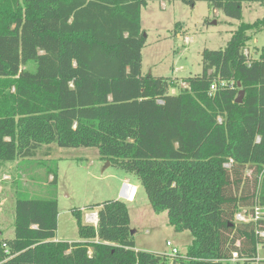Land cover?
<instances>
[{
    "label": "trees",
    "instance_id": "trees-1",
    "mask_svg": "<svg viewBox=\"0 0 264 264\" xmlns=\"http://www.w3.org/2000/svg\"><path fill=\"white\" fill-rule=\"evenodd\" d=\"M150 1L0 0V165L50 157L54 145L94 148L138 175L175 231H190L186 254L136 249L121 199L93 205L96 224L73 210L84 241H56V196L18 193L0 264H223L234 254L264 264V221L234 220L264 205V48L258 58L247 52L264 17L242 21L244 2L264 0H180L241 22L224 48L203 50L202 73L181 78L178 94L170 77L142 70ZM48 174L56 185L57 172Z\"/></svg>",
    "mask_w": 264,
    "mask_h": 264
},
{
    "label": "rangeland",
    "instance_id": "rangeland-1",
    "mask_svg": "<svg viewBox=\"0 0 264 264\" xmlns=\"http://www.w3.org/2000/svg\"><path fill=\"white\" fill-rule=\"evenodd\" d=\"M263 17L264 3H243L242 21L253 23ZM240 22L213 11L207 1H198L195 5L180 0L165 1V8L162 1H150L142 9L141 23L147 35L142 50L143 73L170 77L175 82L170 94H178L183 86V82H179L181 78L202 73L203 50L224 48ZM262 48L264 30L253 35L247 51L258 58ZM29 66L35 65L32 62ZM53 151L49 160L39 154L34 159L0 165V237H15V198L18 193L25 197L56 196L60 212L56 236L59 241L70 243L84 241L79 235L73 210H82L84 220L95 224L97 218L94 220L92 216H96L97 208L93 209V205L121 199L128 205L134 240L140 250L172 254V249L176 248L181 255L186 254L192 234L175 231L166 211L157 213L153 210L137 174L128 172L118 163L104 160L94 148L54 145ZM49 168L57 172L56 185L48 182ZM126 181L137 187V190L132 187L136 195L131 201L121 196ZM168 241L172 243L171 247L167 245ZM257 258L264 259V244L260 245ZM223 264L245 263L230 260Z\"/></svg>",
    "mask_w": 264,
    "mask_h": 264
},
{
    "label": "built area",
    "instance_id": "built-area-1",
    "mask_svg": "<svg viewBox=\"0 0 264 264\" xmlns=\"http://www.w3.org/2000/svg\"><path fill=\"white\" fill-rule=\"evenodd\" d=\"M163 7L165 8V4H163ZM225 83H222V85H224ZM183 86H186L185 83H182ZM211 90L212 91H215L216 90V85L213 84L211 86ZM232 162V160H231ZM229 165V164H228ZM134 185L131 184L130 182H125V184L123 185V188H122V191H121V196L123 198H125L126 200H132L133 199V187ZM234 220L236 222H245V223H248V222H258V221H264V205H261V204H258L256 203L253 207L251 208H242L240 209L234 216ZM257 235L260 237V238H264V230H257ZM167 245L168 246H172V243L171 242H167ZM260 243H258L257 245V249H259L260 247ZM4 247H7L6 244H4ZM179 251L176 249V248H173L172 249V254L171 255H174V256H177L179 255ZM256 260H260L258 258H256ZM231 261H234L236 263H239L240 261H243L245 263V261L241 258L238 257L237 254H234V256L232 257ZM246 264V263H245Z\"/></svg>",
    "mask_w": 264,
    "mask_h": 264
},
{
    "label": "crops",
    "instance_id": "crops-1",
    "mask_svg": "<svg viewBox=\"0 0 264 264\" xmlns=\"http://www.w3.org/2000/svg\"><path fill=\"white\" fill-rule=\"evenodd\" d=\"M162 4H165V1H162ZM218 12V11H217ZM256 35V34H255ZM180 36V35H179ZM247 52H249V51H247ZM53 156V155H52ZM52 156H50V157H44L43 159H45V160H49L50 158H52ZM52 179H53V176L52 175H49V179H48V182H51L52 181ZM126 182H129V181H126ZM43 183H46V181H43ZM131 183V182H130ZM135 186V185H134ZM136 187V186H135ZM123 188V187H122ZM120 190V189H119ZM136 190H137V187H136ZM122 191V190H121ZM135 195H136V193L134 194V197L133 198H135ZM129 201H131V200H129ZM60 213V212H59ZM86 222H88V221H86ZM97 223V222H96ZM95 223V224H96ZM58 225H59V215H58ZM1 234V233H0ZM55 240L56 241H59V239L57 238V236H56V238H55ZM136 249H139L137 246H136Z\"/></svg>",
    "mask_w": 264,
    "mask_h": 264
},
{
    "label": "water",
    "instance_id": "water-1",
    "mask_svg": "<svg viewBox=\"0 0 264 264\" xmlns=\"http://www.w3.org/2000/svg\"><path fill=\"white\" fill-rule=\"evenodd\" d=\"M144 35L146 36V33H144ZM239 86H241V83H239ZM244 94H245V90L241 89L237 98H236V102L241 103L243 101ZM96 216H97V221H98V213H96ZM131 234H134V230H131Z\"/></svg>",
    "mask_w": 264,
    "mask_h": 264
},
{
    "label": "bare ground",
    "instance_id": "bare-ground-1",
    "mask_svg": "<svg viewBox=\"0 0 264 264\" xmlns=\"http://www.w3.org/2000/svg\"><path fill=\"white\" fill-rule=\"evenodd\" d=\"M90 217H91V216H90ZM92 218L95 220V219L97 218V216H95V215L93 214Z\"/></svg>",
    "mask_w": 264,
    "mask_h": 264
}]
</instances>
